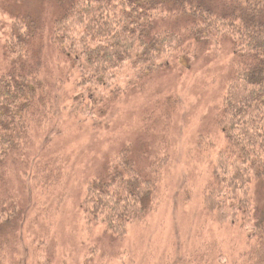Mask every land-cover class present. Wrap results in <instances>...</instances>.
Returning a JSON list of instances; mask_svg holds the SVG:
<instances>
[{"label":"trees","instance_id":"obj_1","mask_svg":"<svg viewBox=\"0 0 264 264\" xmlns=\"http://www.w3.org/2000/svg\"><path fill=\"white\" fill-rule=\"evenodd\" d=\"M53 2L57 14L50 23L30 14L11 18L0 70V180L16 166L30 196L32 186L46 196L55 193L64 168L58 159L55 167L52 163L61 150L51 151L41 133L63 132L66 125V131H82L90 118L96 122L107 116L123 94L122 84L126 93L137 81L170 69L182 53L179 63L184 60L189 67L200 51L217 53L229 39L233 76L220 122L225 145L204 190V207L219 224L251 228L247 240L253 247L245 264H264V210L253 199L255 184L264 186V0ZM46 50L64 58L68 75L76 76L73 83H52ZM68 84L71 94L60 97V87ZM37 137L45 146L40 151H34ZM132 146L128 141L106 159L82 202L88 219L102 221L107 233L120 238L154 205L164 165L141 170ZM23 211L13 199L0 204V223L12 222Z\"/></svg>","mask_w":264,"mask_h":264},{"label":"rangeland","instance_id":"obj_2","mask_svg":"<svg viewBox=\"0 0 264 264\" xmlns=\"http://www.w3.org/2000/svg\"><path fill=\"white\" fill-rule=\"evenodd\" d=\"M53 1L0 0V70L5 68L4 42L10 34L11 18L30 14L50 23L57 14ZM45 56L52 83L76 80L75 75H68L69 65L62 56L58 58L52 50ZM182 56L170 69L137 81L126 93L122 84L123 94L101 121L90 118V125L82 131H66V125L63 132L56 128L40 134L51 151L61 150L52 163L55 167L58 159L64 168L55 193L43 195L32 182L34 193L30 196L19 168H9L0 180V204L13 199L24 211L12 222L0 223V264L248 262L253 247L247 240L251 228L242 231L227 221L219 224L207 215L203 198L217 155L225 145L220 122L233 76L231 42L222 41L217 53L200 51L189 67L184 60L179 63ZM128 75L129 71L121 77L123 82ZM70 86L60 87V97ZM38 137L34 151L45 147ZM128 141L133 143L132 154L141 170L162 161L164 165L154 205L120 238L107 233L102 221L88 219L82 202L88 184L102 173L106 159ZM253 199L264 210L263 184H255Z\"/></svg>","mask_w":264,"mask_h":264}]
</instances>
